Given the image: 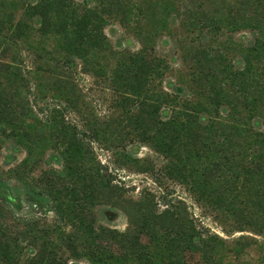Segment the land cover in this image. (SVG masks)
Masks as SVG:
<instances>
[{
  "label": "trees",
  "instance_id": "1",
  "mask_svg": "<svg viewBox=\"0 0 264 264\" xmlns=\"http://www.w3.org/2000/svg\"><path fill=\"white\" fill-rule=\"evenodd\" d=\"M81 2L0 0V53L19 44L40 51L33 59L37 90L73 107H77L73 84L55 70L57 61L79 60L83 71L101 76L117 94L121 111L117 125L126 128L123 136L129 143L161 155L168 177L184 183L216 215L233 220L234 231L260 236L264 244V0H243L235 13L199 11L192 2L180 8L178 0ZM181 10L185 13L178 24ZM172 15L177 20H170ZM112 20L131 27L139 35L140 48L115 54L104 32ZM179 25L190 32L199 27L203 36L195 41L176 37ZM219 30L230 35L245 30L252 39L237 43L226 38L215 49L213 36ZM34 32L53 37L56 58L35 45ZM164 35L174 44L179 69L155 51L156 39ZM52 59L55 65L49 66ZM21 63L0 59V150L4 141H10L25 152L21 161L0 169V264H66L68 257L91 264L142 259L180 264L183 249L198 253L202 260H212L227 249L225 239L202 233L172 207L155 214L151 202L140 206L148 244L138 242L136 247L132 238L128 250L118 254L102 245L91 208L114 178L91 144L96 141L110 151L115 144L119 149L111 155L128 162L136 158L125 151L126 138L114 133L112 123L86 119L80 131L56 107L39 118L28 98ZM43 67L50 68L52 81L43 76ZM46 150L61 168L47 164L33 176ZM9 180L14 184L10 186ZM22 200L53 212L55 224L37 228V222L16 218L12 208H19ZM68 225L80 228V236L66 233ZM244 239L233 240L236 252L244 248ZM62 247L70 256L59 253ZM25 249L28 255L22 258Z\"/></svg>",
  "mask_w": 264,
  "mask_h": 264
},
{
  "label": "rangeland",
  "instance_id": "2",
  "mask_svg": "<svg viewBox=\"0 0 264 264\" xmlns=\"http://www.w3.org/2000/svg\"><path fill=\"white\" fill-rule=\"evenodd\" d=\"M77 3H82V0H75ZM243 0H178V5L192 4L198 6L199 11L213 9H223L224 11H236L241 6ZM201 4V5H199ZM238 11V10H237ZM17 16L21 14V10L15 11ZM184 10L180 11V23L183 18ZM235 13V12H234ZM177 20L176 15H172L170 20ZM199 28V27H198ZM194 29L190 32L189 27L179 25L176 28V37L198 40L203 32L200 29ZM104 32L107 35L112 51L120 50L134 51L140 48L139 35L133 29L126 28L117 21H110L105 26ZM213 36L214 48L218 49L217 45H223L226 38H232L237 43L241 41L248 42L252 39L251 33L245 30H239L232 35L219 30ZM34 44L43 47L50 51L51 57L56 58L57 53L54 52L53 37L42 38L38 33L34 32ZM231 40V39H230ZM40 42V43H39ZM24 44H19L15 50H9L5 53H0L2 61L21 59L22 73L28 81V98L31 104H35V112L38 117H44L50 114V109L56 107L64 117V120L74 124L78 130L83 131V121L90 119L96 123H112V128L115 134L125 135L126 128L117 125L121 120V111L117 106L116 96L109 84L101 77H94L91 73L83 71V65L79 60L71 64L66 61H57L55 71L64 75L74 87V95L77 101V107H73L68 102L61 98H56L51 93H46L43 97V92L36 88V78L34 75L35 61L34 54L40 52L38 50L27 49ZM155 51L158 54L166 56L174 66L179 69L181 63L176 53H174V44L169 35L158 37L155 42ZM56 60L52 59L49 66H54ZM113 61H110L112 64ZM42 72L45 78L52 81L50 72L43 67ZM44 78V79H45ZM43 84V83H42ZM165 85V83H163ZM44 85V84H43ZM47 92V90H46ZM84 125V126H83ZM123 127V128H122ZM126 136V135H125ZM123 138H126L123 136ZM125 151L136 158L133 161H123L121 157L111 155V151L118 150L115 144L112 149H105L101 143L94 141L91 146L95 152V156L99 161L108 165L107 172L113 174L111 187L101 189L98 196L94 199L93 207L91 208L92 218L96 230L100 232L102 245L108 250L118 254L128 250L130 245L129 239H136V247L139 244L146 245L149 240L143 226L141 204L151 202V207L155 214L168 206L172 207L178 217L189 220L199 231L206 234H218L226 240L227 249L222 250L212 260H202L198 253L191 252L188 249H183V260H177L180 264H264V244L261 243L263 238L250 232L234 231L233 220L225 218L221 215H216L212 207L199 202L195 199V195L187 188L184 183L172 179L167 176L164 169L166 160L150 148L138 144L129 143V138H126ZM51 150H46L42 155L40 167L34 169L31 173L37 176L41 169L48 168V165H53L55 168H61L60 164L53 163L50 159ZM25 156L22 148L13 147L10 141H4L0 150V169L7 170L17 162L21 161ZM116 157V158H115ZM8 184H14L13 180H9ZM4 191L6 189L4 188ZM148 200V201H147ZM167 202V205L165 204ZM13 215L20 218L22 222H37V228H44L47 224L53 225L55 215L53 212L45 213L44 211L28 206L23 200L20 202L19 208H12ZM22 225V223H21ZM66 233H72L74 236H80V228L68 225L65 227ZM244 236V248L236 252L237 245L234 241L237 237ZM54 238V237H52ZM61 241H56V244L62 246ZM28 249L23 251L22 258L28 255ZM66 257L70 256L69 251L64 247L59 249V253ZM66 264H91L84 258L76 259L68 257ZM127 264H170L167 260H134Z\"/></svg>",
  "mask_w": 264,
  "mask_h": 264
}]
</instances>
